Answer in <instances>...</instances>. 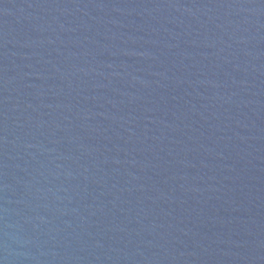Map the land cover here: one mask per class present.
<instances>
[{
	"label": "water",
	"instance_id": "obj_1",
	"mask_svg": "<svg viewBox=\"0 0 264 264\" xmlns=\"http://www.w3.org/2000/svg\"><path fill=\"white\" fill-rule=\"evenodd\" d=\"M0 264H264V0H0Z\"/></svg>",
	"mask_w": 264,
	"mask_h": 264
}]
</instances>
